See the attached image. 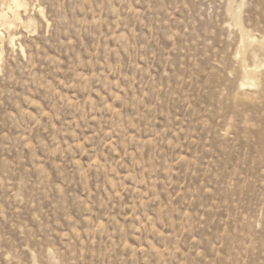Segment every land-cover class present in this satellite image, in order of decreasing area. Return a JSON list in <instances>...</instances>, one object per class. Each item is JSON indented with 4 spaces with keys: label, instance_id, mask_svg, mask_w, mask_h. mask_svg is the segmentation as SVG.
<instances>
[{
    "label": "rangeland",
    "instance_id": "rangeland-1",
    "mask_svg": "<svg viewBox=\"0 0 264 264\" xmlns=\"http://www.w3.org/2000/svg\"><path fill=\"white\" fill-rule=\"evenodd\" d=\"M10 2L0 264H264V0Z\"/></svg>",
    "mask_w": 264,
    "mask_h": 264
},
{
    "label": "bare ground",
    "instance_id": "bare-ground-1",
    "mask_svg": "<svg viewBox=\"0 0 264 264\" xmlns=\"http://www.w3.org/2000/svg\"><path fill=\"white\" fill-rule=\"evenodd\" d=\"M24 1V0H22ZM21 0H12V3H11V7L9 6V11H11L13 17H18L20 15H18L19 11H21L20 9H22L25 5L24 3L22 2ZM26 3V2H25ZM25 8V7H24ZM26 10V9H25ZM6 12V11H5ZM8 12V11H7ZM10 14V13H9ZM8 15V14H7ZM9 17V16H8ZM19 19V18H18ZM5 20V19H4ZM7 20V19H6ZM3 21V20H2ZM10 21H14V20H11ZM18 22V21H17ZM30 22V21H29ZM14 23V22H13ZM27 23V22H26ZM6 27V26H5ZM11 27V26H10ZM12 41V40H11ZM10 41V42H11ZM14 41V40H13ZM12 41V42H13ZM11 44V43H10Z\"/></svg>",
    "mask_w": 264,
    "mask_h": 264
}]
</instances>
